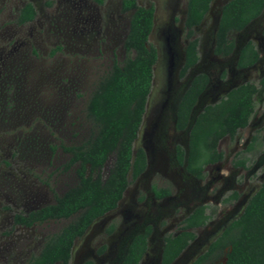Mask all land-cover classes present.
<instances>
[{
    "label": "rangeland",
    "instance_id": "obj_1",
    "mask_svg": "<svg viewBox=\"0 0 264 264\" xmlns=\"http://www.w3.org/2000/svg\"><path fill=\"white\" fill-rule=\"evenodd\" d=\"M228 1L214 0L203 24L196 28L200 61L180 79L188 43L184 26L188 0H137L142 7L155 8L149 43L159 53L135 143V149L147 150L149 166L138 180L129 178L119 207L77 240L71 264L87 260L121 264L131 240L146 225H152L154 232L143 264H161L164 238L177 234L195 207L206 205L211 220L194 230L196 239L173 263L191 264L243 213L264 183V89L255 97L249 126L234 139L226 137L220 142L224 160L208 166L203 180L189 176L175 159L177 145L187 149L189 129L178 133L171 113L178 93L187 89L195 75L206 73L210 84L194 109L193 120L231 89L264 75V14L244 31L230 34L236 43L231 56L213 52L221 9ZM121 2L0 0V264H26L49 235L69 223L15 227L14 216L53 204L56 196L78 183V166L67 169L71 155L64 147L80 146L98 132L87 105L113 63L122 64L126 58L124 42L131 15L122 13ZM27 3L35 6L37 17L19 25L18 14ZM248 40L256 43L262 58L255 67L238 70V52ZM237 160L245 161L246 167L235 168ZM114 162L111 155L102 171L104 179ZM153 184L170 187L172 196L155 200ZM234 193L239 197L226 202ZM110 226H114L111 233ZM223 262L221 258L214 264Z\"/></svg>",
    "mask_w": 264,
    "mask_h": 264
},
{
    "label": "trees",
    "instance_id": "obj_2",
    "mask_svg": "<svg viewBox=\"0 0 264 264\" xmlns=\"http://www.w3.org/2000/svg\"><path fill=\"white\" fill-rule=\"evenodd\" d=\"M214 0H188L185 19L189 44L181 78L199 61V40L195 28L205 19ZM122 11H133L130 30L125 41L126 59L115 62L111 72L102 79L87 105L88 117L96 124L98 132L80 146L64 147L71 155L67 169L77 165L78 183L53 204L14 216V225L32 228L51 221H69L59 232L49 235L42 249L29 258L26 264H71L76 241L100 218L117 209L129 186V177L137 179L146 168L142 149L134 153V144L143 122L148 97L152 90L154 67L158 50L149 43L154 26V6L142 7L136 0H123ZM264 13V0H229L221 9L215 36L214 53L228 57L235 49L231 33L245 30ZM37 15L33 4H26L19 12L17 23L27 24ZM264 39V30L262 32ZM260 59L254 42L242 48L237 67L246 69ZM209 83L205 74L197 75L178 107L177 127L187 128L192 109ZM264 88V76L257 82H246L232 89L226 97L206 106L196 118L189 136L187 170L199 180L205 178V168L224 159L220 142L234 139L240 130L248 127L255 112V97ZM178 159L184 162L185 152L178 148ZM115 162L106 179L102 171L110 156ZM236 167H246L243 160ZM157 199L170 192L153 187ZM234 193L226 202L237 199ZM207 206H200L182 222L177 234L164 238L161 264H173L196 239L195 229L205 227L211 220ZM114 226H110L111 233ZM152 227L137 234L129 245L122 264H141L149 249ZM103 252V249L100 251ZM264 264V183L249 199L243 213L214 240L208 249L191 264ZM84 264H95L92 260Z\"/></svg>",
    "mask_w": 264,
    "mask_h": 264
},
{
    "label": "flooded vegetation",
    "instance_id": "obj_3",
    "mask_svg": "<svg viewBox=\"0 0 264 264\" xmlns=\"http://www.w3.org/2000/svg\"><path fill=\"white\" fill-rule=\"evenodd\" d=\"M137 1V0H136ZM214 2V1H213ZM122 3H123V0H122V2H121V11H122ZM138 3V2H137ZM28 4V3H27ZM213 4V3H212ZM139 5V4H138ZM34 6V5H33ZM35 7V6H34ZM211 7H212V5H211ZM36 9V8H35ZM210 10H211V8H210ZM210 10H209V12H210ZM36 12H37V10H36ZM208 12V13H209ZM122 13H129L131 16H132V13H133V11H129V12H123L122 11ZM208 13H207V15H208ZM264 14V13H263ZM262 14V15H263ZM207 15H206V17H207ZM261 15V16H262ZM36 17H37V15H36ZM36 17H35V19H36ZM205 17V18H206ZM260 18V17H259ZM258 18V19H259ZM34 19V20H35ZM258 19H256V20H258ZM33 20V21H34ZM205 20V19H204ZM204 20H203V22H204ZM255 20V21H256ZM33 21H31V22H33ZM130 21H131V17H130ZM31 22H29V23H31ZM203 22L200 24V26L203 24ZM254 22V21H253ZM252 22V23H253ZM251 23V24H252ZM28 24V23H27ZM250 24V25H251ZM23 25H25V24H23ZM249 25V26H250ZM154 26H155V14H154ZM154 26H153V30H154ZM185 26V25H184ZM248 26V27H249ZM199 27V26H198ZM198 27H196V28H198ZM247 27V28H248ZM196 28H195V31H196ZM246 28V29H247ZM129 30H130V23H129ZM129 30H128V33H129ZM244 31V30H243ZM153 32V31H152ZM217 32V31H216ZM128 33H127V35H126V37H125V41H126V38H127V36H128ZM152 34V33H151ZM185 36H186V30H185ZM215 36H216V34H215ZM194 37H195V35H194ZM186 39H187V41H188V43H187V45L189 44V39L186 37ZM249 41H252V42H254L253 40H248V41H246L245 43H244V45H242V47L239 49V52H238V56H237V61H236V67H237V62H238V58H239V54H240V52H241V50H242V48L246 45V43H248ZM215 44H216V40H215ZM215 44H214V49H215ZM254 44L256 45V43L254 42ZM124 45H125V42H124ZM187 45H186V47H187ZM263 45H264V39H263ZM199 46H200V42H199ZM256 47H257V45H256ZM258 49V48H257ZM124 50H125V48H124ZM198 50H199V47H198ZM235 50H236V43H235V49H234V52H235ZM185 51H186V48H185ZM259 51V50H258ZM213 52H214V50H213ZM233 52V53H234ZM260 52V51H259ZM125 53H126V51H125ZM232 53V54H233ZM215 54V53H214ZM231 54V55H232ZM216 55V54H215ZM230 55V56H231ZM216 56H218V55H216ZM220 57H223V56H220ZM229 57V56H228ZM261 58H262V53L260 52V59L258 60V62L254 65V66H252V67H249V68H246V69H239L238 67H237V69L238 70H248V69H250V68H253V67H255L256 65H258V63L260 62V60H261ZM126 59V58H125ZM158 59H159V53H158ZM199 61H200V52H199ZM199 61H198V63H199ZM158 62V61H157ZM184 63H185V54H184V59H183V63H182V65H181V67H180V69H179V78L180 79H185L186 77H187V75H188V73L198 64H196L195 66H193L189 71H188V73L186 74V76L185 77H183V78H181V76H180V72H181V70H182V68H183V66H184ZM115 64V62L113 63V65ZM199 74H205V75H207L206 73H199ZM199 74H197V75H199ZM197 75H195V77L197 76ZM208 76V78H209V83H208V85H207V87L205 88V90L202 92V94L199 96V98H198V100H197V103H196V105H195V107L192 109V112H191V116H190V120H189V124H188V126H187V128L186 129H184V130H179L178 129V127H177V115H178V107H179V104H180V102L182 101V99H183V97H184V95H185V93H186V91L188 90V88H189V86L191 85V83H192V81L194 80V78L192 79V81L190 82V84H189V86L187 87V89L185 90V91H183L182 93H178V95H177V102H176V108H175V110L173 111V113H171L172 115H173V124H174V128H175V130L178 132V133H183V132H185L186 130H188L189 129V136H190V131H191V128H192V126H193V124H194V122H195V120H196V118L198 117V115L201 113H199L197 116H196V118L193 120V112H194V109L196 108V106L198 105V102H199V100L201 99V97L203 96V94L205 93V91L207 90V88H208V86H209V84H210V77H209V75H207ZM264 75H262V77H263ZM261 77V78H262ZM260 78V79H261ZM259 79V80H260ZM258 80V81H259ZM250 82V81H249ZM257 82V81H256ZM244 84V83H243ZM242 85V84H241ZM240 86V85H239ZM239 86H237V87H239ZM236 88V87H235ZM234 89V88H233ZM261 89H264V88H261ZM260 89V90H261ZM232 90V89H231ZM230 90V91H231ZM259 90V91H260ZM229 91V92H230ZM228 92V93H229ZM227 93V94H228ZM259 93V92H258ZM257 93V94H258ZM151 94V93H150ZM150 96V95H149ZM257 96V95H256ZM148 99H149V97H148ZM147 104H148V102H147ZM172 110V109H171ZM146 111H147V106H146ZM203 111V110H202ZM172 112V111H171ZM255 113V112H254ZM145 114H146V112H145ZM145 114H144V116H145ZM170 114V115H171ZM254 115V114H253ZM253 117V116H252ZM143 120H144V118H143ZM193 120V121H192ZM193 122V123H192ZM142 124H143V122H142ZM142 126V125H141ZM249 126V125H248ZM141 129V128H140ZM139 133H140V131H139ZM138 137H139V134H138ZM229 138V137H228ZM225 139V138H224ZM137 140H138V138H137ZM136 140V141H137ZM136 143V142H135ZM220 145V144H219ZM178 148H181L184 152H185V158H184V162L183 163H181L180 161H179V159H178V154H177V151H178ZM139 149H142L144 152H145V156H146V168H145V170L143 171V173L137 178V179H135V180H138L145 172H146V170H147V168H148V166H149V157H148V153H147V150L145 149V148H139ZM139 149H135V144H134V153H136ZM188 149H189V139H188V145H187V149H185V148H183L182 146H180V145H177L176 147H175V159H176V162L178 163V165H180V166H184V168H185V171H186V173L189 175V176H191V177H193V178H195V179H197L196 177H194L191 173H189L188 172V170H187V156H188ZM224 160V159H223ZM222 162V161H221ZM221 162H219V163H221ZM219 163H217V164H219ZM217 164H214V165H217ZM209 166H211V165H209ZM208 167V166H207ZM206 167V168H207ZM235 168H241V167H236V166H234ZM206 168H205V173H206ZM222 175H224V174H222ZM227 177V176H226ZM129 178H131L132 179V177L130 176ZM132 180H134V179H132ZM134 180V181H135ZM197 180H199V179H197ZM153 187H156V189H158V190H161V189H163V190H167V191H169L170 192V195H168V196H166V197H164V198H162V199H157L156 198V196H155V194H154V192H153ZM128 189V188H127ZM127 191V190H126ZM151 191H152V194H153V197L155 198V200H158V201H161V200H164V199H168V198H170L171 196H172V190H171V188L170 187H158V186H156V185H152V187H151ZM126 193V192H125ZM125 195V194H124ZM123 200V199H122ZM210 200H214V198H211ZM209 200V201H210ZM215 201V200H214ZM200 206H206V205H199V206H197V207H195L190 213H192L196 208H198V207H200ZM118 207H119V205H118ZM117 207V208H118ZM189 213V214H190ZM188 214V215H189ZM187 215V216H188ZM148 226H151L152 227V234H151V236L149 237V249H150V240H151V237H152V235H153V232H154V228H153V226L152 225H146L143 229H142V231H140L139 233H142V232H144V230L148 227ZM90 229V228H89ZM88 229V230H89ZM87 233V232H86ZM139 233H137V234H139ZM136 234V235H137ZM135 235V236H136ZM85 236V235H84ZM83 236V237H84ZM134 236V237H135ZM133 237V238H134ZM81 239V238H80ZM79 240V239H78ZM133 240V239H132ZM132 240H131V242H132ZM77 242V241H76ZM130 242V243H131ZM76 244V243H75ZM130 245V244H129ZM75 246V245H74ZM128 248H129V246H128ZM128 248H127V251H128ZM149 249H148V252H149ZM127 251H126V253H127ZM148 252L146 253V255L144 256V258H143V260H142V262H141V264H143V261H144V259H145V257L147 256V254H148ZM162 254V253H161ZM126 256V255H125ZM125 258V257H124ZM124 260V259H123ZM87 261H89V260H87ZM93 261V260H92ZM86 262V261H85ZM84 262V263H85ZM94 262V261H93ZM123 262V261H122ZM83 263V264H84ZM95 263V262H94ZM96 264V263H95ZM122 264V263H121Z\"/></svg>",
    "mask_w": 264,
    "mask_h": 264
},
{
    "label": "water",
    "instance_id": "obj_4",
    "mask_svg": "<svg viewBox=\"0 0 264 264\" xmlns=\"http://www.w3.org/2000/svg\"><path fill=\"white\" fill-rule=\"evenodd\" d=\"M210 246V245H209Z\"/></svg>",
    "mask_w": 264,
    "mask_h": 264
}]
</instances>
